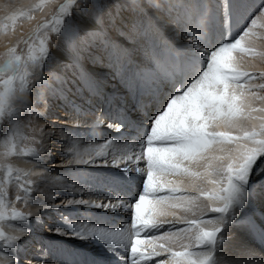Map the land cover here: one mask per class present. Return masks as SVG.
I'll return each mask as SVG.
<instances>
[{"label":"snow or ice","instance_id":"obj_1","mask_svg":"<svg viewBox=\"0 0 264 264\" xmlns=\"http://www.w3.org/2000/svg\"><path fill=\"white\" fill-rule=\"evenodd\" d=\"M44 2L37 7L42 10ZM17 18L9 17L13 23ZM210 19L214 15L209 16L202 0H67L43 30L37 29L34 40L24 41L26 52H17L16 47L9 50L0 65V255L7 264H20L12 250L22 247L21 237L31 238L30 219L34 217L36 226L43 227L39 212L15 206L33 201L45 210L83 206L130 213L128 225L117 229L70 223L67 216L49 229L67 239L94 240L122 264H225L217 253L223 256L232 243L238 212L264 199V183L259 182L264 177V106H253L256 101L264 105L260 94L264 83L250 84L256 77L243 70L234 55L253 51L245 44L250 45L254 30L264 29V0L234 36L221 31L209 39L205 29ZM62 32L68 42L58 58V71L51 74L56 84L52 87L42 75L49 59V33ZM34 79L39 81L38 95L39 89L49 88L65 97L72 93L98 98L106 95L107 83H118L123 89L120 97L132 98V107L121 99L115 122L105 125L97 118L91 124L77 121L74 127L92 130L88 135L93 138L101 125L121 135L106 137L103 143L85 149L86 154L79 151L78 141L62 137L70 141L61 153L65 157L61 166L67 172L53 177L43 158L44 138H56L57 127L61 133L69 129L53 125L47 132L41 128L38 136L21 135L22 117L41 114L23 100V108L15 107L14 98L18 92H29ZM244 121L259 123L245 126ZM129 128L135 130L134 138L122 135ZM26 140L31 147L22 146ZM20 156L34 158V168L41 170L15 168L12 158ZM81 166L117 170L106 178L112 191L104 200L70 198L54 203L33 195L50 186L83 193L84 187L68 183L79 178L87 184L93 179L84 180ZM175 176L190 178L189 188L195 194L169 179ZM10 186L15 189L14 200L8 198ZM125 188L129 191L124 192ZM201 201L212 202L204 203L203 209L217 214L214 218H205L203 211L196 215ZM179 212L192 213L193 218L186 219ZM169 216L175 219H165ZM5 221L22 226L7 234ZM165 225L170 227L165 229ZM241 227L251 231L254 225ZM259 234L264 238V228ZM52 251L42 245L37 264H49L46 255ZM55 251L73 258L62 264H100L86 257L76 259L80 253L75 250ZM228 264L256 262L237 259Z\"/></svg>","mask_w":264,"mask_h":264},{"label":"bare ground","instance_id":"obj_2","mask_svg":"<svg viewBox=\"0 0 264 264\" xmlns=\"http://www.w3.org/2000/svg\"><path fill=\"white\" fill-rule=\"evenodd\" d=\"M27 1L28 0H25V2ZM60 1L61 0H54V2L50 4H58ZM202 2L207 4L208 6L209 16L213 17L214 15V19H210L209 24L205 29L209 39H212L215 38L221 31H226V29L222 28L223 26L221 25V24H226V22L229 23L228 31L226 32L229 35L234 36L236 32L239 30V28L245 25V23L248 21L249 16L260 5L261 0H202ZM73 13H75V9H73ZM226 15L228 16V20L224 21L223 18ZM29 16H33V15H29ZM39 28H43V27L39 26ZM254 31H255V35H252L249 38L250 45L246 43L245 46L246 47L251 46V48L257 46L259 52L255 55L254 58L250 59L251 63L245 69H247L248 71L253 70V72L258 76V79L255 78L249 81L250 84H261L264 83V29H256ZM54 39L55 38L53 37V40ZM54 41L55 42L52 43V47L51 45L50 47L53 56L56 59L51 61L48 67V71L42 73L44 77L49 78V84L52 87H56V84L54 81L51 80V74L53 71H58L59 69V63L57 62L58 58L62 57L65 49V44L68 42L64 35L61 36L60 40L57 39ZM245 54L246 53H240L234 55L237 56V60L240 63L239 59L241 58V56H244ZM255 60L260 62L253 63ZM249 73L251 74L250 71ZM38 86H39V81L36 80L32 88V93L18 96L16 98L15 104L17 105V108H23L24 105L21 104L20 101L21 100L26 101L27 102L26 106L29 109L34 110L35 113L41 114V115H32L31 118H28V122H25L26 123L25 126L21 125L22 128L20 129V131L22 136L23 135L38 136L41 128H43L44 132H47L49 129L53 127V125L63 126V128L69 129V131L61 133L60 128L57 127L55 129L57 133L56 138L54 139H49L48 137L44 138L46 151L43 154V158L45 163L50 167V172L53 177L57 176V173L60 175L67 172V169L61 166L65 159V157H62L61 153L67 150V148L70 146V141L68 139H63L62 137H71V140L78 141L79 151L81 152V154H86L85 149L94 148L96 145L103 143L107 136L118 137L121 135L114 133L110 129H107L104 125H101L100 127L95 129L94 138H93L88 135L89 133H91L92 130L87 128L77 129L74 127V124L77 121L80 122V124L82 125L91 124L97 118H100L105 121V125H106L109 122H115V119L118 116L117 109L121 105V99L125 101L126 107L131 108L133 105L132 98L127 97L126 95L120 97V94L123 93V89L118 83L115 82L107 83L105 86L106 95L100 96L98 98L87 97V95H85V97H80V96H75L72 93H68L67 97H65L51 92L49 88L39 89V95H38ZM260 94L264 95V91H262ZM40 96H42V99L40 98ZM253 106L260 107L264 105H262L259 101H256L253 104ZM150 107L151 105H149V108ZM147 115L148 112L144 111V116L146 117ZM254 115H260V114L257 113ZM26 117L27 114H25L22 117L23 120ZM44 117H46V119ZM53 117H58L59 119L57 118L53 119ZM111 118L114 119V121H112ZM133 122L136 125V128L138 129L139 122L135 121V119L133 120ZM254 123H259V122L244 121L245 126H250L251 124ZM33 129H35V132H33ZM77 131L82 133L80 137L74 135V133ZM131 132H134V136H135V130L133 128H129L125 130L122 133V135L125 138H127L130 136ZM131 136L133 137V135ZM132 142H133L132 140H128L129 144H131ZM22 146L31 147L32 146L31 141L30 140L23 141ZM12 162H13V166L25 171L41 170L40 168H34V165L37 163V161L32 157H27V156L15 157L13 158ZM141 166H143V162H141ZM81 170L84 180H88L90 176H92L93 179L86 185L84 183H81L79 178L68 179V183L69 184L75 183L77 187H84L85 191L83 193H74L67 188L50 186V187H45L39 194L33 193V195L37 197V200H45L47 202H54V203L67 201L70 198L72 199L83 198L87 200H97V201L104 200L105 197L112 191L111 185L109 182L106 181V178L110 177L117 170L113 168H104V167L90 168L87 166H81ZM105 171H107V173L108 172L110 173L108 175L106 173V176H104L103 172L105 173ZM33 179H35V177H33ZM169 179L174 180L177 183H180V186L182 188L186 189L189 193H191V189L189 188V184L191 182L190 178L185 176H175V177H169ZM259 182L264 183V177H261ZM134 190L135 189L133 188L132 191ZM9 191L10 192L8 198L10 200H14L13 198L15 195V189L12 187L9 188ZM123 191L127 192L129 190L125 188L123 189ZM191 194H195V193H191ZM74 195L75 197H73ZM125 198H127V196H125ZM200 203H201V209L196 210L197 216L201 215L202 211L205 218H214L217 215L203 209V204L204 203L211 204L212 203L211 201H201ZM216 203L218 204L219 202ZM15 206L21 207V211L24 212H29V211H31L32 213L39 212L43 220V227H37L35 224V218L34 217L31 218L30 223H32V227H33L31 238H29L28 236L21 237V240L18 241V243L22 244V247L12 250L17 252V256L15 258L18 262H20V264H29V261H31V264H37V258L39 257L41 246L48 245L49 247L52 248L55 242H60L61 246L57 248H52L53 251L51 253H47L46 259L48 260L49 264H62V262L65 260L73 259L72 257H66L60 255L55 251L56 249L75 250L80 253V256L77 257L76 259H83L86 257L89 260H97V261L100 260L101 262H103L101 260L103 256L104 255L108 256L109 253H106L104 249L101 247V245L99 243H96L94 240L82 242L76 239H67L52 234L49 231V227H46V224L48 225L50 224V226H52L53 225L52 223L55 222L62 223L63 221L60 220L59 218L60 215L61 216L63 214L66 215L67 213L69 215L71 214L74 215L73 217L75 218V215L85 214L89 218H92L93 219L92 222L94 221L95 224L99 223L100 225H102L103 223L106 225V223L108 222V226L102 225L100 227H109V228L115 227V229L119 227H126L130 222L128 220L130 213L128 212L118 211L116 213H111L102 209H94V208L88 209V208H84L83 206L69 207L67 209L62 207L58 211L51 209L45 210L41 208L39 204L36 203L35 201L31 202L30 205H25L21 202H16ZM262 210H264V199H256L252 203L250 208L246 207L245 209L240 210L238 212L237 220L239 222L235 225V227L231 231V236L233 237V241L232 243L228 244L231 248L226 250L224 257H222L219 254V252L217 253V257L219 259H223L225 261V264H228V262L231 260H237V259L253 260L256 262V264H264V238H261L259 234L260 230L264 228V211ZM178 214L180 216H184L186 219L193 218L192 213L179 212ZM241 216L244 217L243 220H240ZM165 219L174 220L175 217L169 216L166 217ZM68 221L70 223H76V224H85V223L89 224L88 223L89 221L80 222L77 221L76 219L75 221H73L72 219H70V217H68ZM252 221L255 222L253 230L249 231L241 227L242 225H248L250 223L252 224ZM89 225H93V224H89ZM19 226H22L21 222H10V221L4 222V227L7 234H13L14 228ZM182 226L184 225H177V227H182ZM169 227L170 225H165V229ZM230 253L236 254V256L228 257ZM122 254L123 253L120 252V255ZM110 258H113L114 264H122L121 260L118 259V256L111 254ZM155 259H160V258H155ZM110 262H112V260ZM110 262L108 264H110ZM0 264H7L4 255H0Z\"/></svg>","mask_w":264,"mask_h":264},{"label":"rangeland","instance_id":"obj_3","mask_svg":"<svg viewBox=\"0 0 264 264\" xmlns=\"http://www.w3.org/2000/svg\"><path fill=\"white\" fill-rule=\"evenodd\" d=\"M24 2H25V0H19V1L18 0H0V65H3L4 62L6 61V59L8 58L9 50L11 48L16 47L17 48V52H20L21 50L26 52L27 51V45L24 43V41L31 42L30 38L34 40L35 39V35H36V30L39 28V26L43 27V25L45 23H48L50 20H52V18H53L52 16H54L59 11V5L62 4L63 2L66 3L67 0L66 1L65 0H61L58 4H50V3L54 2V0H45L43 10H41V9H39L37 7V5H39L41 3V0H28L27 1L28 3L27 2L24 3ZM79 2H81V1L78 0V3ZM260 4H261V2H260ZM51 10H53V11H51ZM20 13H25L26 15H24L22 17V16L19 15ZM13 15H16L18 17L17 20L15 21V23H13V21L9 19V17H11ZM29 15H33V16H29ZM29 17H31V18H29ZM27 24L30 25V26H28ZM221 25L223 26L222 28H225L226 31H228V27H229V23L228 22H226V24H221ZM40 29L43 30V28H40ZM230 34H231V32H230ZM62 35H64V34L61 33V34L58 35L56 33H49V37H50V40H49V59H47L44 62L43 73L48 71V67H49L51 61L54 60L53 59L54 56H53V53H52V50H51L52 43L55 42L54 40H57V39L60 40ZM53 37L55 38L54 40H53ZM50 45H51V47H50ZM252 49H253L252 52L246 53L244 56H241V58L239 59L240 60V64L243 63L241 65V67L245 71H248L245 68L248 67V65L251 63L250 59L254 58L255 55L259 52V49H258L257 46H254V48H252ZM259 62L260 61H256L255 60L253 63H259ZM249 71L251 72V74H253L256 77V79H258L257 74H255L253 72V70H249ZM35 81L36 80L34 79L33 80V85L35 84ZM32 88L27 93H19L18 92L16 94L15 98H14V104H15L16 98L18 96H22L24 94L32 93ZM15 107H17L16 104H15ZM112 117H113V115H112ZM28 118H31V117H29L27 115V117L24 120L22 118L21 121H20V125L25 126L26 125L25 122H28ZM56 118L59 119L58 117H53V119H56ZM111 120L114 121V119H112V118H111ZM131 135H133V137H135L134 136V132H131L130 136ZM107 137H109V136H107ZM17 142L18 143L21 142L19 138H18ZM0 151H3L2 142H0ZM13 158H15V157H13ZM13 158H12V160H13ZM106 173H107V171H105V173L103 172V175L106 176ZM109 173L110 172H108L107 175ZM57 175H59V174L57 173ZM9 188H12V187L10 186ZM73 197H75V195ZM17 208L19 210H21V207L18 206ZM62 216L60 215V217H59L60 220H62ZM64 216L70 217V219H72L73 221H75V219L77 221H80V222H83V221H87L88 222L89 221L88 222L89 224H93V225H96L98 227H100L102 225H105L103 223H102V225H100L99 223L95 224L94 221L92 222L93 219L89 218L85 214L84 215L83 214L82 215H80V214L79 215H75V218L73 217L74 215H72V214L69 215L67 213ZM82 218H83V220H82ZM89 219H91V220H89ZM127 219H128V217H127ZM52 224H53L52 226H50V224L49 225L46 224V227H49V229H50V228H52L54 226V224L56 225L57 222L52 223ZM252 224L255 225V222L252 221ZM111 225H113V224H111ZM105 226H108V222L106 223ZM111 228L115 229V227H111ZM60 246H61L60 242H55L53 244L52 248H57V247H60ZM230 248L231 247L229 245H227L225 247L224 254H223L222 257H224V255L226 253V250L230 249ZM110 256H111V254L110 255L108 254V256L104 255L103 258L101 257L102 258L101 260L103 262L107 263V264L112 260V262H110V264H114L113 258H110ZM234 256H236V254L230 253L228 257H234ZM106 258H107V260H106ZM98 262H100V264H105V263L101 262L100 260H98Z\"/></svg>","mask_w":264,"mask_h":264}]
</instances>
